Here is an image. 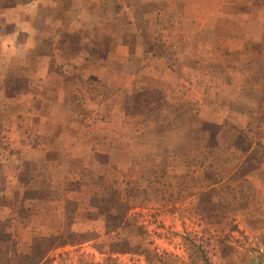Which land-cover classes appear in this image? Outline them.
I'll use <instances>...</instances> for the list:
<instances>
[{"label": "rangeland", "instance_id": "obj_1", "mask_svg": "<svg viewBox=\"0 0 264 264\" xmlns=\"http://www.w3.org/2000/svg\"><path fill=\"white\" fill-rule=\"evenodd\" d=\"M18 1L29 4L39 47L13 71L27 79H0V106L23 107L17 117L0 108V120L8 135L19 117L13 134L30 145L46 131L53 148L50 161L34 152L27 172L38 176L25 175V186L0 168V264H264V91L240 96L247 73L264 82V0L0 6ZM239 36L246 48L231 58L224 44ZM67 41L86 56L81 66L66 67L63 82L38 77ZM157 55L164 64L152 67ZM24 86L32 96L4 99ZM97 110L96 152L66 160L63 137L90 130Z\"/></svg>", "mask_w": 264, "mask_h": 264}, {"label": "crops", "instance_id": "obj_2", "mask_svg": "<svg viewBox=\"0 0 264 264\" xmlns=\"http://www.w3.org/2000/svg\"><path fill=\"white\" fill-rule=\"evenodd\" d=\"M28 3L25 4L24 2H7L0 6V79L5 78L7 79L9 75H12L15 73V79L20 78H26L27 76H24L23 73L21 74L18 71L13 72L18 68L19 65H24L25 69H22L23 71L26 70L27 64H25L26 60L21 57L22 53L25 52L26 55H31L33 51H35L38 47L39 44L35 42V30L32 25H29V14L27 11ZM245 14V13H244ZM256 14H258L259 17L264 16V7L256 9ZM259 17H257L259 19ZM258 22V20H257ZM246 44V40L242 39L240 36L234 37L232 39H229L226 44H224V52L227 53L229 57H234L237 53H242L244 50ZM71 41H67L64 43L63 50L57 49L56 51L54 50L53 53L50 54V59L55 58L56 64L60 65L62 68H56L58 70H53L50 68V65L47 62H42L44 63V66L42 67V72H37L36 75L39 77H42L44 79H47L48 76L58 75L57 78H53L52 80H56L57 82L64 81L66 78V75L63 73L66 67H79L83 63L85 59V55H82L81 52H74L73 47L71 48ZM113 45V44H112ZM114 46L119 48V43L116 41L114 43ZM114 47V50L117 48ZM128 47V46H127ZM123 48V47H122ZM129 48V47H128ZM246 48V47H245ZM75 53V54H74ZM29 57V56H27ZM24 60V61H23ZM251 62V60H249ZM28 63H35L37 65V60L34 58H30ZM248 63V62H247ZM46 64V65H45ZM157 64H164V58L162 55H157V56H152V60L150 61V65L153 67L154 65ZM39 69V68H38ZM13 72V73H10ZM119 74L121 75V81L120 85H128V81L130 78V74L124 72L123 70H119ZM67 73V71H66ZM130 73V72H129ZM255 75V74H254ZM115 75H109V78L111 79ZM32 77V76H31ZM60 81H58V80ZM256 78L250 77V74L247 73L245 77V83L244 87L240 91V96L241 99L242 97L247 98L246 96L248 93L250 94L251 89L258 90V95L260 96V93L262 94L264 91V82L255 80ZM117 86V85H116ZM58 88H62V85H58ZM5 90V86L2 88L0 85V91ZM6 93V92H5ZM62 94V90H61ZM66 94V93H64ZM32 96V91H29V88H25V86L22 88H17L15 92L9 93L4 95L6 98L11 97L10 100H16L17 97H23V96ZM251 95V94H250ZM3 96V97H4ZM240 99V100H241ZM61 100V99H60ZM5 103V102H4ZM160 108V106H157ZM2 108V111H4V114H6V108L15 110V116H20V114L23 111L22 104H9L8 107L6 106H0ZM146 110H148V113H153L154 107H146ZM126 110L121 114L122 118H125L126 116ZM239 113L241 115L238 125L240 127H245L248 125V120L250 118V110L247 108L239 110ZM101 110H97L93 112V120L88 123L87 129L90 130H85V124L82 125L84 130L78 129L79 133L74 134V138H69L67 136L63 137L62 143L64 144H70L73 149H71V155H68L66 160H80V159H86L88 155L91 154V152L95 153L96 149H93L95 145H88V141L90 139H94L97 141L98 137L101 136V133H96L93 129L97 130V117L101 116ZM239 115V116H240ZM14 116V117H15ZM242 120V121H241ZM68 120H65V125ZM6 121L0 120V145H3L2 142H4L3 147L0 146L1 152H0V168L3 169V171L6 170H11L9 172L14 173L13 178H14V183H18V186H25V175L29 176V181L33 177L38 176V171L36 170H30V173L27 172L28 166H31L33 164V154L34 152H40L42 153L40 155L41 157V162L44 161L43 158H46L47 161H50L52 148L51 146V139L46 135V131L41 130L38 132L37 135L33 136L35 139L33 140V144L30 145L28 142L24 143L22 139L19 137H15L14 131L17 132V126L16 124H19L20 120L18 117V122H14V126L11 127V130L8 132V135H6V128L7 125L5 124ZM45 123V121H44ZM43 124H39L38 127H44ZM47 126V125H46ZM19 128V126H18ZM16 129V130H15ZM2 132V133H1ZM99 140V139H98ZM30 141V140H29ZM34 141L36 142L34 144ZM18 145L21 146V148L18 147ZM82 145V146H81ZM83 145H86V147L90 146L88 148L83 149ZM10 146V147H9ZM79 147V148H78ZM75 148H77L75 150ZM22 149V151H21ZM75 150V152H74ZM35 152V153H36ZM63 158H65L63 156ZM38 162V161H37ZM38 164V163H37ZM40 164V163H39ZM8 172V171H7ZM4 191V187H2ZM3 208L4 209H9L12 211V204L8 202L3 203ZM18 206V202L15 201L14 207ZM10 211H8L10 213Z\"/></svg>", "mask_w": 264, "mask_h": 264}, {"label": "trees", "instance_id": "obj_3", "mask_svg": "<svg viewBox=\"0 0 264 264\" xmlns=\"http://www.w3.org/2000/svg\"><path fill=\"white\" fill-rule=\"evenodd\" d=\"M143 252H148V249H144ZM206 258V257H205Z\"/></svg>", "mask_w": 264, "mask_h": 264}]
</instances>
